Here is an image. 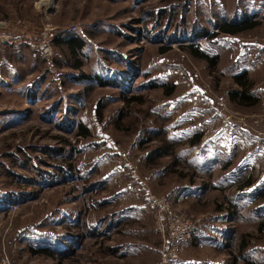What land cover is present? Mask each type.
Returning a JSON list of instances; mask_svg holds the SVG:
<instances>
[{
    "label": "rangeland",
    "instance_id": "obj_1",
    "mask_svg": "<svg viewBox=\"0 0 264 264\" xmlns=\"http://www.w3.org/2000/svg\"><path fill=\"white\" fill-rule=\"evenodd\" d=\"M43 1L0 0V264H157L168 242L151 197L208 222L191 198L196 135L205 144L224 138L227 171L240 177L241 186H227L241 198L219 199L240 202L229 264H264V197L256 199L264 192V150L256 156L264 106L245 110L230 99L239 89L233 76L248 70L252 94L264 101V20L205 38L223 22L256 21L264 0ZM62 37L84 46L73 55L57 45ZM189 45L220 55L218 67ZM161 141L173 157L156 156ZM88 229L99 237H83ZM42 249L56 256L32 252ZM213 252L192 240L176 264H212L222 258Z\"/></svg>",
    "mask_w": 264,
    "mask_h": 264
},
{
    "label": "crops",
    "instance_id": "obj_2",
    "mask_svg": "<svg viewBox=\"0 0 264 264\" xmlns=\"http://www.w3.org/2000/svg\"><path fill=\"white\" fill-rule=\"evenodd\" d=\"M253 10L255 13L253 14L255 16H258L256 18V21L264 20V6H260V8L256 7ZM263 56L264 54H262V57ZM261 88V94L264 95V84L263 86H261ZM257 99V103L253 106L240 105V107L245 108V110H247L249 108L256 107L260 104L264 106V101L261 102V97L257 95ZM257 115H264V112L259 113ZM219 136L223 137V135ZM262 141L260 144V149L258 150L259 154L256 155L257 157L262 154L264 150V143H262ZM230 151L231 150L229 149L228 145H226L224 142V138L223 143H221L220 140L218 142L214 141V143L208 142L206 144L204 141H201V143H198L193 149V155L195 162H197L198 164V170H194L195 173L193 174L192 179V205L195 215L200 218H208V222L205 223L204 230L202 231V233L199 234L196 239L194 237L192 240H196V243H198V246L201 248L207 247L212 249L214 252L220 251L219 253L222 258H218L212 264H229L228 259L230 257H226V254H229L228 246H230V242L232 243L233 240L237 237V235L233 234L237 233L236 230H232L233 228H235V226H237V220L232 219L236 215V212L239 213L240 211V209L238 208L239 206H237L240 204V202L237 203L235 201L229 206H223L219 201V199L225 198H228L232 201L237 200L241 198L240 194L243 193V191L240 190L237 193L233 194L229 193L230 190H228L231 187L227 185L231 182H233V184H235L236 186H241V184H238V179H240V177H232L230 171H227L229 169L230 161L226 160V155ZM249 161L250 165L253 166V160H251L250 158L244 159V165H247ZM238 167H242L241 161ZM233 178L234 181H231ZM244 184L242 185V187H240V189L244 187V190H246L247 186L248 188L253 186L251 181ZM259 197H264V192L260 193V195L256 199H259ZM212 199H216L218 201L216 202L215 207H211L213 204L211 201ZM208 204H210V206H208ZM260 212V208H257V213ZM230 215L233 217L230 218ZM192 240L184 245L191 243ZM184 245L180 246L179 251L182 250ZM214 252L213 255L216 256Z\"/></svg>",
    "mask_w": 264,
    "mask_h": 264
},
{
    "label": "trees",
    "instance_id": "obj_3",
    "mask_svg": "<svg viewBox=\"0 0 264 264\" xmlns=\"http://www.w3.org/2000/svg\"><path fill=\"white\" fill-rule=\"evenodd\" d=\"M259 24L258 21H244L242 23H230V22H223L220 27L217 29L218 31L214 32V33H209V35L207 34V36H205V38L208 39H216L218 38V36L221 35H230V36H236L239 34H242L248 30H252L255 27H257V25ZM211 40V41H212ZM62 43H65L67 45V48L71 51V53L73 55H76L77 50L81 49L84 46V43L82 41V39L78 38V37H71L70 39H66V37H62V39L57 40V45L60 44L62 45ZM189 51L190 53L197 59L203 60L205 61L210 67L216 69L219 65L220 62V55L217 56H211L208 53H206L205 51H201L198 47H195V45H189ZM81 64H78L75 66L76 69L80 68ZM87 78V77H85ZM100 80V78H99ZM102 82V80H100ZM233 81L234 83L239 87V89L234 90L230 93V99L233 100L237 105H242V106H253L257 103L258 99L257 97H255L252 94V89L254 88V82L251 81L250 77H249V72L248 71H243L241 73H238L236 75L233 76ZM152 86V85H151ZM174 92V90L169 89L166 92V95H172ZM142 98L140 96H132L128 99L129 102H138L141 103ZM78 136L79 137H85L87 138L89 136V131L87 129V127H85L83 124H79L78 125ZM201 140V135H196L193 140L190 142L191 145H197ZM166 142L163 147L161 146L157 153L156 156L160 157L161 155H166L169 154L170 156L173 157V155L171 154V152H169V146L168 141H161V143ZM177 164V163H176ZM181 176H184V173H180ZM192 182V181H191ZM248 183V182H246ZM245 186V184H244ZM233 216L230 215V218H232ZM260 232H262L264 230V223L261 224L259 226ZM88 233H86V235H83V237H99L100 235V231L99 230H94V229H88ZM102 232V231H101ZM202 233V232H201ZM105 233H102V235L104 236ZM198 236H195V239ZM75 243V242H74ZM231 246V245H230ZM228 246V247H230ZM248 246L247 241H246V236L243 238L242 237V242L239 246V253H242L245 248ZM227 247V248H228ZM229 249V248H228ZM32 252L36 253V254H44L50 258H54L56 256V253H53L51 251H48L46 249H42L40 251L38 250H33ZM66 252L64 251V254ZM62 254V252H61ZM63 254V255H64ZM243 254V253H242ZM241 254V258H244L243 260H245V257ZM247 262V261H246Z\"/></svg>",
    "mask_w": 264,
    "mask_h": 264
},
{
    "label": "built area",
    "instance_id": "obj_4",
    "mask_svg": "<svg viewBox=\"0 0 264 264\" xmlns=\"http://www.w3.org/2000/svg\"><path fill=\"white\" fill-rule=\"evenodd\" d=\"M149 202L155 211L158 230L163 232L168 242L167 253L157 264H176L180 246L202 232V219H192L180 213L167 199L151 197Z\"/></svg>",
    "mask_w": 264,
    "mask_h": 264
},
{
    "label": "bare ground",
    "instance_id": "obj_5",
    "mask_svg": "<svg viewBox=\"0 0 264 264\" xmlns=\"http://www.w3.org/2000/svg\"><path fill=\"white\" fill-rule=\"evenodd\" d=\"M41 4H42L43 6H45V7H50L51 4H52V2L49 1V0H44Z\"/></svg>",
    "mask_w": 264,
    "mask_h": 264
}]
</instances>
